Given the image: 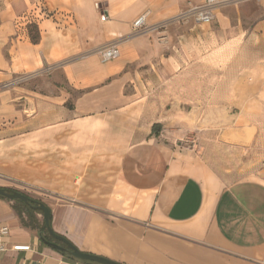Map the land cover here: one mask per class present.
I'll return each mask as SVG.
<instances>
[{"label":"crops","instance_id":"1","mask_svg":"<svg viewBox=\"0 0 264 264\" xmlns=\"http://www.w3.org/2000/svg\"><path fill=\"white\" fill-rule=\"evenodd\" d=\"M201 2L0 0V146L49 160L32 166L8 153L0 188L38 202L48 194L52 232L81 253L117 264H264V175L228 184L169 135L213 100L215 55L239 47L204 46L202 58V34L190 20L168 31L175 53L162 45L165 30L132 35L142 14L155 25ZM263 2L247 4L244 16L217 8L206 26L234 39L236 23L264 15ZM41 6L47 15H38L33 44L23 19ZM109 44L119 57L103 62L98 51ZM45 68L49 76H37ZM250 130L228 134L245 143ZM13 202L0 198V224L9 230L0 264H93L47 245L57 242L49 234L43 242Z\"/></svg>","mask_w":264,"mask_h":264},{"label":"rangeland","instance_id":"2","mask_svg":"<svg viewBox=\"0 0 264 264\" xmlns=\"http://www.w3.org/2000/svg\"><path fill=\"white\" fill-rule=\"evenodd\" d=\"M259 1L264 0L239 3L220 10L244 16L250 12L245 6L249 3L258 4ZM260 7L264 9V2ZM258 20L236 23L240 28L239 36L234 39L215 36L217 35L215 25H197L191 20L187 24L197 26L202 34V58L207 56L204 46L220 48V46L233 44L239 49L235 54L215 55L216 58L212 61L220 64H217L219 75L216 94L214 89L208 92L214 96L213 100L201 103L202 113H187L183 132L169 133V135L176 137L175 144L178 147L198 155L217 176L228 184L243 179H260L264 175V15ZM258 22H262L260 27H257ZM172 24L162 30L167 31V34H163L167 39L162 45L171 46V51L175 53L172 45H179L178 40L170 39L168 36ZM215 51L220 52V49ZM48 74L49 70L45 68L37 73V76L45 78L49 76ZM5 87L0 84V91ZM248 126L250 131L255 133L245 143L228 134L236 130L245 131ZM10 150L0 146V167L8 153L15 154L13 157L15 161L22 156L21 162L26 161L28 165L49 164V160L45 159L44 155L34 156L35 150L25 149L20 152L16 149ZM42 169L49 170V167H42ZM13 191L20 192L17 188ZM46 195L48 194L44 193L36 199L42 203L50 201L51 198Z\"/></svg>","mask_w":264,"mask_h":264},{"label":"built area","instance_id":"3","mask_svg":"<svg viewBox=\"0 0 264 264\" xmlns=\"http://www.w3.org/2000/svg\"><path fill=\"white\" fill-rule=\"evenodd\" d=\"M253 0H202L199 5H191L184 12L180 13L173 19L161 22L155 25H149L146 21V14L140 15L132 23V34L134 36L145 35L148 33L162 31L170 26L172 23H179L181 21H193L197 25H209L214 19V10L217 8H224L239 3H245ZM38 12H32L26 15L23 19L27 25L36 24L39 20L38 15H47V9L44 6L38 7ZM36 10V9H35ZM21 21V22H23ZM20 22V23H21ZM99 54L103 62L115 60L119 57V51L116 44H109L99 49ZM23 81V78L16 80L17 82ZM9 235L8 227L0 224V238H6ZM27 247L16 246L13 247L14 251L27 250ZM0 250H6L3 243H0Z\"/></svg>","mask_w":264,"mask_h":264},{"label":"water","instance_id":"4","mask_svg":"<svg viewBox=\"0 0 264 264\" xmlns=\"http://www.w3.org/2000/svg\"><path fill=\"white\" fill-rule=\"evenodd\" d=\"M0 197L8 199L10 201H16V200L22 201L23 203L28 204L33 210L39 211L41 213L47 233L57 242L64 244L66 247L63 248L56 243L47 242V245L51 246L52 248L60 251H66L70 254L71 257L79 261H84L93 264H117L115 262L109 261L107 259L95 255L81 253L78 250H76L72 245L67 243L65 239L55 235L50 228L51 213L43 203L34 201L18 191L7 192L3 188H0Z\"/></svg>","mask_w":264,"mask_h":264},{"label":"trees","instance_id":"5","mask_svg":"<svg viewBox=\"0 0 264 264\" xmlns=\"http://www.w3.org/2000/svg\"><path fill=\"white\" fill-rule=\"evenodd\" d=\"M28 36L33 44H37L40 40L39 31L36 24H30L27 26ZM156 128V127H155ZM7 192H12L11 189H5ZM2 198V197H0ZM13 208L16 212L21 224L27 228L31 229H39L41 232L45 234V236H42L40 234V239L43 242H46V235L48 234L44 225V222H39L37 219V215L41 214L39 211L33 210L28 204L23 203L22 201L16 200L13 202ZM34 204V203H32ZM67 242V241H66ZM68 243V242H67ZM70 244V243H69ZM71 245V244H70Z\"/></svg>","mask_w":264,"mask_h":264},{"label":"flooded vegetation","instance_id":"6","mask_svg":"<svg viewBox=\"0 0 264 264\" xmlns=\"http://www.w3.org/2000/svg\"><path fill=\"white\" fill-rule=\"evenodd\" d=\"M57 243V242H56Z\"/></svg>","mask_w":264,"mask_h":264}]
</instances>
